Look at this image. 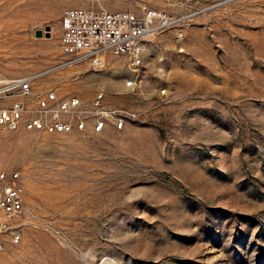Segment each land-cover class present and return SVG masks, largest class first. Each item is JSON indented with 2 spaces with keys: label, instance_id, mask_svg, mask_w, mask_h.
<instances>
[{
  "label": "rangeland",
  "instance_id": "rangeland-1",
  "mask_svg": "<svg viewBox=\"0 0 264 264\" xmlns=\"http://www.w3.org/2000/svg\"><path fill=\"white\" fill-rule=\"evenodd\" d=\"M72 9L179 22L149 40L133 92L126 58L34 82L86 104L104 92L137 114L123 130L0 127V171L21 173L26 211L0 264H264V0H0L1 83L65 59Z\"/></svg>",
  "mask_w": 264,
  "mask_h": 264
},
{
  "label": "built area",
  "instance_id": "built-area-1",
  "mask_svg": "<svg viewBox=\"0 0 264 264\" xmlns=\"http://www.w3.org/2000/svg\"><path fill=\"white\" fill-rule=\"evenodd\" d=\"M178 20L168 13L147 9L141 13L103 9H72L61 20L60 47L65 59L42 73L0 83V127L16 131L73 134L108 128L123 130L137 114L111 106L99 92L86 104L78 96L61 97L56 90H35L34 82L54 71L74 66L103 70L109 57L126 58L132 75L124 79L125 92L137 88V71L144 64L147 44L174 28ZM26 215L25 188L18 171H0V251L22 241L21 220Z\"/></svg>",
  "mask_w": 264,
  "mask_h": 264
},
{
  "label": "bare ground",
  "instance_id": "bare-ground-1",
  "mask_svg": "<svg viewBox=\"0 0 264 264\" xmlns=\"http://www.w3.org/2000/svg\"><path fill=\"white\" fill-rule=\"evenodd\" d=\"M1 83V82H0Z\"/></svg>",
  "mask_w": 264,
  "mask_h": 264
}]
</instances>
